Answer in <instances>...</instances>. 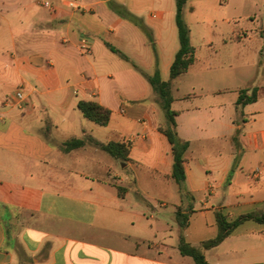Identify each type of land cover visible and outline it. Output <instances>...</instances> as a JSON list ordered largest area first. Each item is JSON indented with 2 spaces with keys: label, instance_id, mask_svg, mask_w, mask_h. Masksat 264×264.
<instances>
[{
  "label": "crops",
  "instance_id": "0c3cea01",
  "mask_svg": "<svg viewBox=\"0 0 264 264\" xmlns=\"http://www.w3.org/2000/svg\"><path fill=\"white\" fill-rule=\"evenodd\" d=\"M43 1L51 2L55 10L42 6ZM72 1L78 8L69 6ZM109 1L0 0V264H196L179 251L177 210L189 214L184 234L195 247L205 241L195 243L191 237V218L198 212L213 211L215 218L221 212L231 221L236 218L230 213L234 206L264 211V26L258 30V44H252V34L243 28L235 27L224 38L226 45L231 44L227 62L249 76L220 77L216 81L230 79L231 85L174 98L179 136L189 142L184 155L186 180L183 191L179 188L181 202L172 211L174 234L172 231L159 237L156 225L125 208L122 199L128 190L119 193V183L112 181L113 174L121 183L127 182L117 168L123 161L90 141L77 149H64L67 141L87 136L104 144L127 141L132 147L125 167L148 164L154 176L176 182L170 177L172 146L159 131L165 122L155 119V108L150 112L138 107V115L129 119L141 125L140 134L117 140L99 137L103 133L98 128L101 125L92 121L94 124H85L81 118V100H94L114 111L115 97L103 86L108 85L105 78H114L110 68L114 55L121 56L109 45L144 66H151L152 57L155 61V56L139 52L142 42L139 40L137 47L136 22L152 32L163 80L170 79V67L180 48L177 25L173 26L176 12L174 17L172 0H150L152 6L169 4L170 9L159 13L131 8L118 17L107 8L97 9ZM241 18H235L236 22ZM167 19L170 29L165 32ZM83 36L90 40V54L81 48ZM147 45L148 41L146 49ZM242 89L255 91L257 100L238 108ZM17 90L23 91L26 102L12 101ZM176 103H185L186 107L176 109ZM120 112L125 113V108ZM195 147L211 158L212 163L206 166L198 164L208 180L202 181L191 166L197 160ZM81 150L83 153L77 154ZM96 153H108L113 160L107 158L97 167ZM238 156L241 161L236 164ZM245 166L251 170L246 180L237 171ZM258 168L261 174L256 176ZM231 173L239 189L230 190L229 183L227 190H217ZM219 176L220 184H216ZM21 179L32 181L24 183ZM35 180L46 181V186ZM111 233L118 236L112 238ZM16 245L23 247L22 254ZM217 247L204 250L211 264H238L232 260L234 253L216 254L212 262L209 253Z\"/></svg>",
  "mask_w": 264,
  "mask_h": 264
},
{
  "label": "rangeland",
  "instance_id": "374dc122",
  "mask_svg": "<svg viewBox=\"0 0 264 264\" xmlns=\"http://www.w3.org/2000/svg\"><path fill=\"white\" fill-rule=\"evenodd\" d=\"M172 3V11L175 17L177 9L176 0H172ZM191 6L194 7V11H189ZM101 7L107 8L114 17H118L122 11H130L131 8H145L147 11L157 13L164 9H170L167 2H158L152 6L150 0H111L102 6H98L97 9L100 11ZM147 13H145V16ZM239 16L242 18L238 19L239 22L237 23V19L235 18ZM249 17L252 19H249ZM184 20L192 30V45L196 50L197 63L192 71L176 79L173 90L174 98L187 94H200L214 89H223L225 85H231L230 79L216 81L220 77L231 78L232 76H236L239 78L240 76H249V74H242L238 68L231 66L230 62H227V60L230 61L231 44L226 45L224 38L228 37L235 27L243 28L252 34V44H258L260 42L258 30L264 26V0H189L184 8ZM106 23L107 25H112L109 22ZM169 26L170 21L167 19L164 23L165 32L169 31ZM173 26L176 28L175 18H173ZM135 32L137 47L139 46L138 41L142 42V48L139 52L146 56H154L150 45H147V49L145 48V44L148 41L146 33L139 27L136 28ZM177 44L179 46V40H177ZM132 59L131 61H127L118 55H114V60L110 67L114 73V81L110 78L104 79V82L108 83V85L104 84L103 86L105 92L114 96L116 100V104L112 106L114 111H112V118L108 127L96 125L100 130H103V133L98 134V136L100 135L99 137L104 139L117 140L123 137L128 138L132 134L139 135L141 125L129 119L138 115L136 114L138 107L147 108L150 112L155 108L157 110V114L154 115L155 119H160L159 121L161 122L166 121L165 113L156 101L159 100V97H156L157 95L153 91L151 84L140 72V69L149 74L155 72L156 64L153 61V57L152 64L149 67L142 65L136 58ZM165 77L167 78L168 74ZM209 96L212 97L214 95ZM195 100L192 99L191 101L195 102ZM122 107L125 108V113L123 114L120 112ZM174 107L182 109L186 105L185 103H176ZM241 116L239 117L240 123H242ZM81 118L85 124H94L84 117ZM226 149L224 143L222 152L224 155ZM82 153L83 150L77 154ZM95 156L94 165L97 167L99 166V162L102 163L103 160L105 162L107 158H112L113 160V157L108 155V153H96ZM195 157L197 162L193 160L191 166L195 168L202 181L208 180V175L203 170L204 168H200L198 164L206 166L212 163L211 158L207 154L199 153L198 147H195ZM240 161L241 157H236V164ZM90 164L92 163L90 162ZM124 165H126V162H122L117 168L121 172V175L128 178L127 182L121 183L119 179L114 178L113 174L112 181L119 183L120 187L128 190L125 198L122 199L125 208L129 213L142 215L145 220H148V224L156 225L159 237H165L172 231V234H174L176 225L172 211L175 205L181 202L179 185L172 180L154 176L152 168L148 164L134 165L133 167H125ZM237 171L242 172L244 180L247 179V175L251 174V170H248L247 166L244 167L243 171L242 169H238ZM135 178L136 181H134ZM215 179L216 184H220V176ZM20 181L30 183L32 180L21 179ZM35 181L46 186V181ZM50 181L54 183L55 179H50ZM229 183H232V189L230 190L239 189L238 180H236L234 173H231L228 180L221 184L217 190L221 192L227 190L230 186ZM163 203H165V206H162ZM214 203L216 204L215 201ZM255 211H258L255 207L234 206L230 213L232 217H237L240 214ZM5 220L8 221V219ZM191 221V237H193L192 240L195 243L216 235L217 224L213 211H210L208 214L198 212L193 215ZM111 234L112 238L118 236L116 233ZM9 237L10 241H12L11 230ZM226 253H234L232 256L234 263L264 264V225L254 221L241 225L230 235L224 244L209 253V258L213 262L215 261L216 254ZM190 260L193 262L192 258Z\"/></svg>",
  "mask_w": 264,
  "mask_h": 264
},
{
  "label": "trees",
  "instance_id": "16d2710c",
  "mask_svg": "<svg viewBox=\"0 0 264 264\" xmlns=\"http://www.w3.org/2000/svg\"><path fill=\"white\" fill-rule=\"evenodd\" d=\"M188 1L189 0H176V25L178 29L180 48L176 53L175 59L170 67V79L168 80H163L161 77L158 49L156 42L153 39L152 32L143 23L136 22V26L141 28L148 36V42L150 43L154 52L156 64L155 72L153 74H148L141 69L140 72L146 77L153 90L157 93L159 97V104L165 113L166 121L164 125L159 126V131L166 136L172 146L173 169L170 177L176 181L181 191H183L184 182L186 180L184 155L189 148V142L179 136L178 124L176 121V117L179 112L173 109L172 104L174 101V81L178 77L186 74L197 60L196 50L191 43V29L184 20V8ZM190 10L193 11L194 8L191 7ZM109 47L114 53L119 54L123 59L131 61L130 58L120 50L110 45ZM256 100L257 94L255 91L250 93L248 89H242L240 90L237 107H244L245 105L253 103ZM78 109L86 119L98 125L107 126L110 123L112 111L97 101L81 100L78 103ZM87 141L99 145L103 150L107 151L112 156L123 162H127L130 159L129 155L132 145L127 141H110L104 144L98 142L91 136H87L86 139H72L67 141L64 143V149L66 151H70L80 148L84 146ZM116 187L119 193L124 190V188L120 186ZM216 218L218 225V232L216 236L203 241L201 247H195L186 240L184 234V231L188 226L189 214L182 212L181 209L177 210L176 219L180 226L178 248L182 255L192 257L196 264H211L206 259L204 250H209L219 246L237 227L247 221H255L264 224V211L244 213L231 221H229L227 217L221 212H217ZM16 248H18V252H20V254L24 252L23 247L16 245Z\"/></svg>",
  "mask_w": 264,
  "mask_h": 264
},
{
  "label": "built area",
  "instance_id": "2783aa9c",
  "mask_svg": "<svg viewBox=\"0 0 264 264\" xmlns=\"http://www.w3.org/2000/svg\"><path fill=\"white\" fill-rule=\"evenodd\" d=\"M41 4H42V6L48 8L50 10H55V6L49 1H43ZM69 6L72 8H78L76 1L70 2ZM81 48H82V50H84L85 53H87V54L91 53L90 40L87 36H83L81 38ZM12 101L16 102L18 104L26 102V97H25L23 91L17 90L15 92L14 96L12 97ZM254 174L256 176H259L261 174V169L260 168L256 169Z\"/></svg>",
  "mask_w": 264,
  "mask_h": 264
}]
</instances>
